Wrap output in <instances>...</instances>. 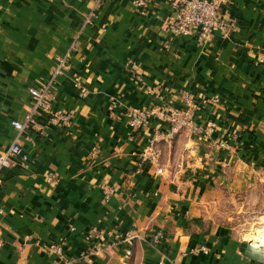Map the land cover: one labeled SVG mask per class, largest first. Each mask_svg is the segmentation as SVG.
Segmentation results:
<instances>
[{
  "label": "crops",
  "instance_id": "crops-1",
  "mask_svg": "<svg viewBox=\"0 0 264 264\" xmlns=\"http://www.w3.org/2000/svg\"><path fill=\"white\" fill-rule=\"evenodd\" d=\"M175 12L173 0H0V151L18 139L27 157L3 173L0 264H264V244L213 215L264 182V0H227L235 28L205 44L171 35ZM65 55L51 109L71 113L68 125L41 114L45 137L18 134L30 90ZM185 95L200 135L150 148L166 124L132 131L120 116L182 109ZM93 228L135 233L131 255L89 254Z\"/></svg>",
  "mask_w": 264,
  "mask_h": 264
},
{
  "label": "built area",
  "instance_id": "built-area-1",
  "mask_svg": "<svg viewBox=\"0 0 264 264\" xmlns=\"http://www.w3.org/2000/svg\"><path fill=\"white\" fill-rule=\"evenodd\" d=\"M131 1L138 8H144L149 0ZM173 2L176 6V12L168 20L167 27L174 37L193 38L198 44H205L210 42L216 33H221L223 36H226L235 28V23H227L221 17L222 8L226 5L227 0H173ZM56 63V67L50 72L49 78L43 87L41 89L30 90L33 103L25 123H11L18 134L22 133L26 126H31L40 137H45L47 125H39L35 121V118L40 117L41 114L50 117L48 119L50 124L68 125L71 113L66 111H53L51 109V103L55 99L53 90L55 78L67 69V55L58 58ZM133 69L136 70L137 66L133 65ZM182 100V109L167 108L159 110L155 108H134L124 111L120 116L132 131H137L147 126L152 120L166 124L167 130L160 133L156 132L153 135L150 140V148L158 142L170 143L182 133L191 135L202 134L205 132L204 128L198 126L194 120V115L198 109L197 104L186 95ZM109 115L116 118L113 108H109ZM208 130L210 131V129ZM15 159H19L22 165H26L27 157L22 153V147L18 139L6 150L0 151V194L3 185V173L11 168ZM157 173H161V169L158 168ZM46 182L55 183V179L48 177ZM91 233L100 239L101 242L91 247L89 254L92 255H98L102 251H111L117 245H124L127 248L125 255L130 256L131 251L129 246L137 238V235L133 232L125 234L114 232L110 234L103 230L93 228L91 229ZM161 238V233H157L153 240L155 242ZM48 251L58 259H62L64 256L62 247L58 245L49 246Z\"/></svg>",
  "mask_w": 264,
  "mask_h": 264
},
{
  "label": "rangeland",
  "instance_id": "rangeland-1",
  "mask_svg": "<svg viewBox=\"0 0 264 264\" xmlns=\"http://www.w3.org/2000/svg\"><path fill=\"white\" fill-rule=\"evenodd\" d=\"M213 215L228 222L237 235L264 244V182L244 196L223 199Z\"/></svg>",
  "mask_w": 264,
  "mask_h": 264
},
{
  "label": "bare ground",
  "instance_id": "bare-ground-1",
  "mask_svg": "<svg viewBox=\"0 0 264 264\" xmlns=\"http://www.w3.org/2000/svg\"><path fill=\"white\" fill-rule=\"evenodd\" d=\"M262 240H264V239H262Z\"/></svg>",
  "mask_w": 264,
  "mask_h": 264
}]
</instances>
